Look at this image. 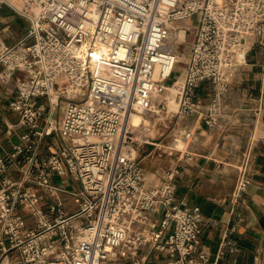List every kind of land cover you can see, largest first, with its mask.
Wrapping results in <instances>:
<instances>
[{
    "label": "built area",
    "instance_id": "2783aa9c",
    "mask_svg": "<svg viewBox=\"0 0 264 264\" xmlns=\"http://www.w3.org/2000/svg\"><path fill=\"white\" fill-rule=\"evenodd\" d=\"M5 4L29 24L14 41L0 32V81L15 82L0 109L26 128L12 150L0 139V264H219L197 251L201 207L176 201L179 163L148 173L142 157L154 150L193 160L195 130L184 121L196 114L208 128L243 133L231 199L252 183L261 104L248 115L249 107L227 111L225 98L249 50L264 47V0H0V9ZM180 30L191 35L183 71L172 38ZM181 76L177 120L164 141L151 135L150 120L168 110L165 92ZM204 80L212 84L206 100L195 97ZM50 134L61 145L46 153ZM51 172L69 174L79 189L54 183ZM42 190L54 195L52 219L39 206ZM61 191L78 196L79 209L69 213ZM21 207L36 227L26 228ZM140 248L168 255L149 259Z\"/></svg>",
    "mask_w": 264,
    "mask_h": 264
},
{
    "label": "crops",
    "instance_id": "0c3cea01",
    "mask_svg": "<svg viewBox=\"0 0 264 264\" xmlns=\"http://www.w3.org/2000/svg\"><path fill=\"white\" fill-rule=\"evenodd\" d=\"M21 3V0H14ZM29 20L19 14L11 5L5 4L0 9V32L7 41H14L23 35ZM182 85L180 77L174 89L177 99L180 96L179 87ZM212 91V84L204 80L196 88L195 97L208 99ZM15 92V82L0 81V103L4 106ZM261 98V99H260ZM226 110L249 107L248 115L261 104L257 113L255 132L258 136L254 153L253 181L237 199H231L236 182L237 170L235 163L238 157L237 146L244 140L243 133L232 135L220 132L217 128H208L195 114L186 117L184 124L195 130V136L189 142V149L195 152L193 160H180L171 157H160L154 153L145 154L142 162L148 173L162 169L164 165L179 163L180 171L176 177V201L181 204L199 205L202 210V233L197 244V251L210 255L211 260H218L219 264H264V47L256 44L249 50L247 62L244 63L231 79L230 90L225 98ZM18 114L6 109H0V139L5 149L12 150L21 142L25 127H19ZM250 127V126H249ZM11 130L10 133L8 130ZM61 145V139L56 134L47 135L43 141V151H56ZM148 148V147H147ZM146 148L142 150L144 152ZM142 154V153H141ZM59 176L50 173L51 180L61 184L66 189L78 190L79 181L69 174ZM71 180L62 184V180ZM39 203L46 212L48 219H52L49 212L54 195H48L43 190ZM66 210L73 213L79 209L80 198L76 195L61 191ZM21 211L27 214L26 228L36 227L37 217L26 207ZM158 225L162 213H157ZM232 228L230 242L223 247L218 255L225 230ZM167 230L165 235L169 233ZM139 252L149 259L165 257V251L154 249L151 252L140 248ZM13 256L17 253L12 252Z\"/></svg>",
    "mask_w": 264,
    "mask_h": 264
},
{
    "label": "rangeland",
    "instance_id": "374dc122",
    "mask_svg": "<svg viewBox=\"0 0 264 264\" xmlns=\"http://www.w3.org/2000/svg\"><path fill=\"white\" fill-rule=\"evenodd\" d=\"M181 24V23H179ZM183 33V35H182ZM172 38L173 40H178L176 42L177 49L179 51V61L177 64V68L179 71H183L185 67V61L188 57V52H189V47H188V42L191 39V35L187 33L186 36H184V30L180 31H173L172 32ZM178 71V73H179ZM183 78V76H181ZM180 92V91H179ZM177 90L174 88H171L165 92V95L167 96V102L169 105V108L167 111L163 113V115H154L151 117V128H150V133L151 135L154 136H159L160 139H164V141L170 139L171 137L169 136V132L172 131L174 127V121L177 120V114L176 111L178 109V104H179V98L177 99ZM44 97H39L38 99L41 101ZM171 99L173 101H171ZM59 114V113H58ZM149 146L150 148L152 147V144H146V146ZM65 178V176H63ZM69 180L76 185L75 182H73L72 178L68 180H62V184L70 182Z\"/></svg>",
    "mask_w": 264,
    "mask_h": 264
},
{
    "label": "bare ground",
    "instance_id": "6f19581e",
    "mask_svg": "<svg viewBox=\"0 0 264 264\" xmlns=\"http://www.w3.org/2000/svg\"><path fill=\"white\" fill-rule=\"evenodd\" d=\"M182 35H183V33H182ZM171 101H173V100L171 99ZM141 119H142V115L140 113H135L133 115V120L135 123L139 122ZM134 152L136 153V149H134Z\"/></svg>",
    "mask_w": 264,
    "mask_h": 264
}]
</instances>
